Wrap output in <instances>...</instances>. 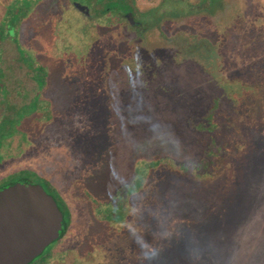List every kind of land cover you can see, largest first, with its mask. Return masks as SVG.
Masks as SVG:
<instances>
[{"label": "rangeland", "instance_id": "1", "mask_svg": "<svg viewBox=\"0 0 264 264\" xmlns=\"http://www.w3.org/2000/svg\"><path fill=\"white\" fill-rule=\"evenodd\" d=\"M16 1L0 0L10 93L0 95V124L12 116L5 103L29 106L42 87L17 45L46 67L53 99H39L13 138L0 131V187L27 175L110 190L68 205L70 250L52 264H264V0H223L221 29L186 18L201 0H138L145 14L163 3L189 20L144 33L43 0L2 41ZM211 110L215 128L201 131L192 118ZM141 179L125 221H106V202L116 207V190Z\"/></svg>", "mask_w": 264, "mask_h": 264}, {"label": "flooded vegetation", "instance_id": "2", "mask_svg": "<svg viewBox=\"0 0 264 264\" xmlns=\"http://www.w3.org/2000/svg\"><path fill=\"white\" fill-rule=\"evenodd\" d=\"M71 4V6L73 8L76 9L78 14L84 15L85 17H87L88 19H92L94 18V16H103L105 17L106 15H114L115 17H119L122 18L124 23L123 27L125 29H134L135 31H143V33L145 31H147L148 29H164V27L166 25H171L170 29H185V27H188V22L189 20H186V18H189L191 20V18L193 19H198V20H202L201 23H203L204 20L209 19L211 22L214 21V24H218L219 20L222 18L223 15V0H201L200 4L196 5V6H188V13L186 18L184 15L180 16L182 13H178L173 11L172 13H168V11L164 12L163 11V6H164V2L159 4L158 7L156 9H154L153 13L151 14H145L144 12L141 11V9H139L137 2L138 0H68ZM43 2V0H17L16 3L11 7V10L9 11L8 15L9 17H12L14 15H20L21 12L24 13V15H26L25 20H29V18L31 17V15L36 13V8L39 4H41ZM81 4V5H86L87 7L90 8V14L86 15L85 13H83L79 8L76 7V4ZM169 3V2H168ZM18 5H21L20 8ZM115 6H120L121 11H119ZM100 7V8H99ZM192 8V10H190ZM16 10L18 11V13H16ZM133 16L134 22H137L138 25H135L131 22L130 20V16ZM24 20V21H25ZM181 22L184 23L183 27H181ZM41 25V22H39ZM178 23V24H177ZM177 24V25H176ZM173 25V26H172ZM16 29V28H15ZM196 29V28H195ZM216 29H221L219 28V24H218V28ZM6 30V29H5ZM5 35V33H2L1 35V39L2 41H4L6 38L11 37V35H8L7 37H3ZM16 37V35H15ZM18 46V51L21 55V60L22 62L29 67L30 69L31 66V62L34 64V61L30 58L29 55V51H25L21 48L20 45ZM4 50L2 48V44L0 43V95L3 98H7L10 96L8 87L6 85V81L4 80L5 76L4 73L2 71L1 68V62L4 59ZM35 65V64H34ZM36 66V65H35ZM37 67H42L43 69H45V71L47 72V77L45 78V83L44 84H40V81L38 78L35 77L34 75V80L35 82L42 86L39 88L41 89L38 97L34 98V101L31 105L29 106H23L21 108H17L15 105H11L10 103H5L7 104L6 109L10 112H12V116L11 117H3L1 124H0V131H8L10 133V136L6 139H11L13 138L19 131L18 128L21 124V122L27 118L28 116H30L31 114L41 110V102H39L38 100H42V99H48V101H50L49 99L52 98L53 99V94L52 92L50 93H46L47 88L49 87V73L46 69L45 66H37ZM33 70V69H32ZM35 72V71H34ZM51 99V101H53ZM52 104V102L50 103V105ZM53 105V104H52ZM28 111L26 114H22L20 116V114L22 113V111ZM24 113V112H23ZM49 114V113H47ZM51 114V113H50ZM48 116V115H47ZM53 120V118H52ZM14 121V127L10 128L8 126L9 122ZM26 137V136H25ZM4 143V142H3ZM3 146V144L0 146ZM147 166L143 167L144 169H142L143 171V179L145 177V173H146V168ZM152 169H157L158 164L157 163H152L150 166ZM30 170V169H29ZM40 179H43L41 176H39ZM39 179V180H40ZM21 180H28L30 184L33 185H39L41 187L44 188V190L52 197L55 198V200L58 203V206L60 208V210L64 213L65 215V219L67 222V228H66V232L64 234V236L54 242L53 244H51L49 247L46 248V250L43 252V254L41 256H39L38 258H36L32 263L30 264H52V261L58 256V255H64L65 253L69 252L65 247V243H66V239L68 237V231L71 228V223H72V217L71 214L69 216L68 212H69V207L68 205H72L75 201H80L79 199H81V201H85L86 203V199H90L92 197H94V191H110L109 187L108 188H79L77 186L78 181L73 182V186H69V184L66 185V187L64 188H57L54 187V185L50 182V181H43L45 184H47L48 188L45 187L43 184L41 183H34L31 178H29L27 175H21L20 177H18L17 181L12 182V183H16L19 182ZM12 183H9L7 185H10ZM142 179L137 183L132 182L130 184H128V186L125 184L124 186L119 187L116 191L119 194L118 195L119 199L117 202V206L116 207H112L110 202L112 203V201H108L106 202L107 204H105L104 206L106 208H109L107 210V213L104 214V219L106 221H108L111 224H121L125 221V206H126V201L128 198H130V196H132L134 194L135 191H139V193H142ZM5 185V186H7ZM4 187V186H3ZM1 188V187H0ZM77 191H82V194H78L76 195ZM71 199H68V198ZM72 200L71 203H68L66 200ZM115 201V199L113 200ZM116 202V201H115ZM109 203V204H108ZM104 204V202H103ZM87 214H88V209H87ZM88 218L90 219L89 224L87 225L85 232L87 231V228L90 227V224L92 222L90 215L88 214ZM85 232H83L82 234L78 235L77 237H75L76 239H79V236L81 237ZM73 240V239H72ZM70 241V240H69Z\"/></svg>", "mask_w": 264, "mask_h": 264}, {"label": "water", "instance_id": "3", "mask_svg": "<svg viewBox=\"0 0 264 264\" xmlns=\"http://www.w3.org/2000/svg\"><path fill=\"white\" fill-rule=\"evenodd\" d=\"M76 7L90 14L86 5ZM66 228L64 213L43 187L21 180L0 188V264L32 263Z\"/></svg>", "mask_w": 264, "mask_h": 264}, {"label": "trees", "instance_id": "4", "mask_svg": "<svg viewBox=\"0 0 264 264\" xmlns=\"http://www.w3.org/2000/svg\"><path fill=\"white\" fill-rule=\"evenodd\" d=\"M25 18H26V15H24L23 12H21L20 15H14V16L10 17L9 22L7 23V26H9L10 28L6 29V30H8V32H6V33L8 35H11V33H14V35H16V37H17L18 33H19L18 32L19 29H15V28L16 27L20 28L22 26ZM30 66L35 71V77L39 79L40 84H44L45 78L48 75L47 72L45 71V69H43L42 67L35 66L32 62L30 64ZM212 117H213V110L207 111L205 113L194 115L192 118V121H193V124H195L196 127L198 129H200L201 131L212 132L215 128L214 124L212 123ZM207 151H209V148ZM212 153L213 152H207L204 160H208V156H211ZM157 164H159V163H157ZM185 170L187 171L186 167H185Z\"/></svg>", "mask_w": 264, "mask_h": 264}]
</instances>
